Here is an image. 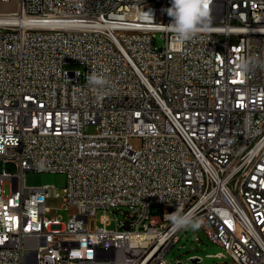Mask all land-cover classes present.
Returning a JSON list of instances; mask_svg holds the SVG:
<instances>
[{
	"label": "built area",
	"instance_id": "obj_1",
	"mask_svg": "<svg viewBox=\"0 0 264 264\" xmlns=\"http://www.w3.org/2000/svg\"><path fill=\"white\" fill-rule=\"evenodd\" d=\"M0 2V264H166L178 208L233 264H264L262 0H210L179 46L171 0ZM29 172L65 174L78 213L49 218L56 188ZM100 210L123 220L91 229Z\"/></svg>",
	"mask_w": 264,
	"mask_h": 264
},
{
	"label": "rangeland",
	"instance_id": "obj_2",
	"mask_svg": "<svg viewBox=\"0 0 264 264\" xmlns=\"http://www.w3.org/2000/svg\"><path fill=\"white\" fill-rule=\"evenodd\" d=\"M14 5H4L0 2V11L14 10ZM163 41L158 40V45L163 46ZM70 70H75V67H69ZM130 144L134 150L139 151L142 147V140L140 138H132ZM67 185V177L62 173H37L29 172L25 175V186L30 189H38L44 186H52L56 188V196L47 200V207L50 209L48 214L49 218H58L62 222H67L70 217L78 213L77 209L70 207L68 211L64 209V196ZM10 194L9 187L5 188V195ZM154 213L158 215V211ZM108 218L110 220L108 229L115 230L118 226V222L123 220L120 213L111 211H98L95 216L91 218L90 227L94 229L97 227H103L101 223L102 218ZM179 242L169 251L165 257L166 264H233L232 258L226 253V251L218 245L211 243L205 236L203 231H195L190 228L180 233ZM196 237L200 238V241H196ZM222 254L225 258L215 257ZM197 259V260H196ZM196 260V262H195Z\"/></svg>",
	"mask_w": 264,
	"mask_h": 264
},
{
	"label": "clouds",
	"instance_id": "obj_3",
	"mask_svg": "<svg viewBox=\"0 0 264 264\" xmlns=\"http://www.w3.org/2000/svg\"><path fill=\"white\" fill-rule=\"evenodd\" d=\"M209 4L210 0H171V6L167 9V14L171 18L168 27L175 36L177 46L190 40L206 27ZM239 67L241 71H246L248 64L242 60ZM87 81L89 86L96 90L99 98L102 99L103 96L100 90L107 88L110 84L105 73L93 70L88 75ZM167 218L176 230L189 227L198 229L201 226L200 222L194 219L191 213L181 214L179 208L171 214L168 213Z\"/></svg>",
	"mask_w": 264,
	"mask_h": 264
},
{
	"label": "bare ground",
	"instance_id": "obj_4",
	"mask_svg": "<svg viewBox=\"0 0 264 264\" xmlns=\"http://www.w3.org/2000/svg\"><path fill=\"white\" fill-rule=\"evenodd\" d=\"M262 4H264V0H262ZM0 21H2V20H0Z\"/></svg>",
	"mask_w": 264,
	"mask_h": 264
},
{
	"label": "water",
	"instance_id": "obj_5",
	"mask_svg": "<svg viewBox=\"0 0 264 264\" xmlns=\"http://www.w3.org/2000/svg\"><path fill=\"white\" fill-rule=\"evenodd\" d=\"M197 260V259H196ZM196 260H195V262H196Z\"/></svg>",
	"mask_w": 264,
	"mask_h": 264
}]
</instances>
